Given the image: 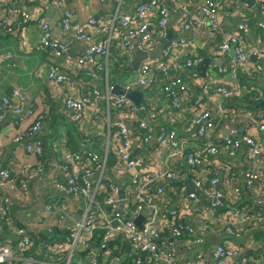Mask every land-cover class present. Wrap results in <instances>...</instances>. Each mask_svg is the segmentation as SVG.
I'll return each mask as SVG.
<instances>
[{"label":"built area","instance_id":"obj_1","mask_svg":"<svg viewBox=\"0 0 264 264\" xmlns=\"http://www.w3.org/2000/svg\"><path fill=\"white\" fill-rule=\"evenodd\" d=\"M104 1L99 0L100 3ZM123 1L112 0L114 12L110 18V27L108 30L102 29L107 35L94 45L89 44L90 35L85 27L70 23L71 14L67 10L62 12L60 26L63 32L70 33L69 41L55 40L50 26L41 24L42 34L38 46L41 53L50 58H61L72 43L87 44L76 65L85 77L93 76L90 72H84L85 69L103 71L104 90L94 87L83 96L70 95V91L77 90V85L66 72L51 68L48 75L49 83L58 87L59 97L74 121L92 117L94 121L91 128H101L103 134L99 148L95 149L96 140L93 137H84L82 144L88 146V149H61L59 159L55 157L54 160H48L46 165L41 161L43 144L35 137L41 124L36 113L33 114L35 120L26 134L14 137L15 144H22V140H26L23 149L29 157L40 158L30 175L26 176L27 179H32L33 185L46 179L54 187L52 197H43L44 203L35 217L36 222L40 226H47V234L54 235L58 227L64 231L60 240H45L42 243L45 248L44 260L29 261L33 264H126L127 253L121 252L115 244L119 241L135 255L129 264H143L140 257L142 254L149 261L159 264H230L235 257H239L240 264H259L258 260L243 256L240 248L234 246L230 239L238 233L237 229H233L237 224L242 225V228L264 229V214H249L247 206H238V189L233 190L234 194L229 199L232 207L225 210V214L219 211L224 207V200L217 190L221 181L215 162L220 155L231 159L241 152L245 158L243 187L246 190H254L256 186H260L259 190L263 188L264 183L253 161L258 159L264 163V111L244 114L250 126L240 139H237V127L229 128L226 136L217 138L223 119L228 118L234 122L238 114L220 103L216 110L207 107L204 100L210 93L209 85L198 82L196 73L191 71L200 62L194 45L191 46L192 42L185 38L167 40V10L164 5L173 0H149L148 3L136 5L132 13L122 16L120 10ZM202 2L200 19L194 17L193 21L199 24L207 22L215 35L220 37L216 55H224L229 51L233 54L226 65L217 69L220 75L231 77L232 87H217L212 95L218 100L228 101L248 95V103H261L262 95L255 84L246 86L238 78L244 76L255 83L264 75V67L259 62L264 60V48L247 47L240 35L247 32L242 25L238 32H223L219 22L223 10L222 0ZM41 3L64 7L61 0H41ZM240 11V8L233 10L234 14ZM20 18L25 22L29 16L21 13ZM116 23L119 24L118 31L114 30ZM92 25L94 22L89 20L87 26ZM183 27L186 29L188 26L184 24ZM258 27L264 31V23H259ZM5 30L11 31L9 27H5ZM113 46L118 56L128 60L132 59L136 50L151 52L154 47L161 48L158 58L147 59L140 64L136 80L125 88L143 91L162 83L161 92L169 102V110L176 115L182 111V101L190 99V89L184 82V75L177 72L179 57L184 55L186 77L194 79L193 82H196L201 92L200 96L194 98L195 111H198L190 120L194 130L191 137H182L178 129L172 126H155L151 121L156 119L154 105L140 103L135 106L125 96L112 95L107 61ZM12 59L10 53H0V64ZM10 96L3 98L1 103L10 106V100H15L18 105L12 112L19 116L23 96L17 90H12ZM18 119L19 122L23 120L22 117ZM169 121L172 119H167L166 123ZM152 151L158 152L161 157H153ZM172 158L194 170V178L191 177L190 182L210 199L209 209L202 206L195 194L186 193L185 182L190 175L181 170L182 164L179 168L172 166ZM149 165L154 170H150ZM235 179L233 166L230 162L226 163L225 184L231 185ZM27 181L23 179L17 185L15 174H11L9 169H0V188L5 185L15 192L21 186L25 191L29 186ZM172 183H182L181 191H175ZM120 191L124 195L122 211L131 219L118 212ZM65 202L73 206V211L78 214L77 219L68 217L64 210ZM259 204L264 206L263 201H259ZM8 205V196L0 197V234L7 221ZM54 211L59 214L57 226L48 222ZM141 215H145V218L138 227L134 220ZM190 221L199 224L206 233L215 228L223 229L225 239L212 249L210 256L203 251L191 260L180 263L174 241H183L190 251L203 242L202 237L195 236ZM165 231L169 235L162 239ZM14 233L21 250L31 252L33 240L27 228L16 227ZM109 249L116 253L112 254ZM80 256L87 262L81 263ZM74 258L79 260L73 263ZM13 259L14 249L0 239V264H11Z\"/></svg>","mask_w":264,"mask_h":264},{"label":"crops","instance_id":"obj_2","mask_svg":"<svg viewBox=\"0 0 264 264\" xmlns=\"http://www.w3.org/2000/svg\"><path fill=\"white\" fill-rule=\"evenodd\" d=\"M64 3L63 8H57L53 3L42 5L41 0H0V53H10L13 56L12 61H7L0 64V108L3 120L0 121V169H9L11 174H15V181L20 185V181L28 180L29 186L27 190L23 191L21 186H18L16 191H10L7 186L0 188V197L8 196L10 205H8V212L6 213L7 221L4 222L3 231L0 234L1 242L11 246L14 249V259L11 264H33L29 260H44L45 254L42 245L45 240H60L64 231L58 227L55 234H47V226L39 225L35 217L41 211V205L44 203L43 197L48 195L52 197L55 193L52 184L47 183L44 179L33 185V180L27 179L26 176L35 168L40 158L29 157L22 144H15L14 137L26 134L29 127L35 120L34 113L38 117L40 128L35 134V137L41 140L43 144V156L41 161L46 165L48 160L59 159L61 149H68L75 151L82 147L88 149L89 147L82 144L84 137H93L95 149L99 148L103 134V129L99 128L93 130L91 124L94 119L92 117H85L79 122H75L73 116L66 111V108L59 97L58 87L49 83L48 75L51 68H57L64 71L71 76L72 81L77 85V90L70 91V95L83 96L88 94L91 88H98L104 90L103 85V71H95V69H85L84 72H90L92 77H85L83 71L76 65L77 60L81 57L87 44L72 43L67 49L66 53L61 58H50L38 50L42 30L41 24L45 23L50 26L52 37L61 42H67L70 38L69 32H63L60 24L63 10L69 11L71 14L70 23L85 27L90 35L89 44L94 45L102 41L107 32L102 29L110 27V18L114 12V4L112 0H105L100 3L99 0H61ZM223 10L219 16L221 29L225 33L238 32L239 26L246 27L245 33H241L244 43L249 49L254 47L264 48V31L258 27L259 23H264V0H248V2L239 0H222ZM144 3V0H124L121 6L120 14L122 16L132 13L136 5ZM167 10L166 33L167 40H179L185 38L191 41V46L194 45L197 57L200 62L204 56L211 61L208 67L205 78H201L198 71L192 69L196 73L198 82L209 85L210 93L205 96V104L209 109L216 110V106L220 103L224 108L235 111L238 116L234 122H230L228 118H224L220 123V131L217 138H221L226 128H238L237 139H240L246 129L250 126L244 114L246 112L255 113L260 110L264 111L259 104L254 106L248 104L243 100V97L231 100H218L212 92L217 87H232V79L229 75L223 76L217 72V69L226 65L232 57V52L227 54L216 55L217 47L220 37H217L210 26L205 22L199 24L193 21L194 17L200 19V10L203 6L202 0H173L172 2H165ZM262 7V8H261ZM240 8L238 14H234L233 10ZM21 13H26L29 16L28 21H23L20 18ZM89 20L94 22V25L87 26ZM188 27L185 29L183 25ZM5 27L11 29L10 32L5 30ZM114 30H119V24H114ZM160 47H154L151 52L157 51ZM113 46L111 49L110 58L107 61V71L109 76V84L113 86L118 84L122 87H129L131 83L136 80L137 71H132L130 63L132 59L121 58ZM151 59V58H149ZM155 59V58H153ZM253 60V58H250ZM122 61L124 64H122ZM199 62V63H200ZM264 67V60L259 61ZM115 66L117 67L115 69ZM177 72L184 75V82L190 89V99L182 101V111L180 115H176L168 108L169 102L161 92L162 83L156 87H150L139 90L141 93L147 95L140 103L154 105L156 108V119L151 120L155 126H172L177 128L179 134L184 138H189L193 135V128L190 126V120L195 116L197 111L194 107V98L200 96L201 92L197 88L196 82L190 77H186V70L184 68V55L179 57ZM241 84L246 86L255 84L259 93L262 95V102L264 103V75L260 76L258 81L243 77L238 78ZM17 90L23 96V107L19 116H16L12 110L17 107L15 100H10V106L1 103L3 98H10L11 91ZM220 101V102H219ZM102 107V105H101ZM19 117H22V122H19ZM167 119H172L166 123ZM244 148V147H242ZM152 156L160 158L158 152L152 151ZM172 166L179 168V163L175 158L171 159ZM233 166L235 172V181L231 185H226L224 182L225 165L229 163ZM257 172L260 174L261 182L264 183V163L258 159H254ZM245 165V158L241 152L236 156L228 159L225 155H220L216 159L215 167L217 169L219 180L221 181V188L224 196V207L219 210L225 214V210L232 207L229 202L233 190L238 189L239 199L238 206H247L249 214H256L263 211L264 206L259 204V201L264 202V184L261 190L260 186H256L254 190H246L243 187V169ZM150 170H154L152 165ZM159 167V165H158ZM184 174H189L186 180L190 182L191 177L194 178L193 169L187 168L184 164L180 165ZM185 180V181H186ZM188 181L185 182L188 189ZM22 185V184H21ZM21 190V191H20ZM220 191V189L217 188ZM187 192V191H186ZM199 199V198H198ZM200 200V199H199ZM205 209L210 208V199H208V206L202 203ZM64 210L71 219H77L78 214L73 211V206L66 203ZM175 206V204H173ZM39 206L37 209L35 207ZM249 209L252 211L250 212ZM59 214L54 211L48 219L49 224L57 226V219ZM194 229V234L197 237H202L203 242L197 245L192 251L185 247L183 241H174L176 247V256L180 263L191 260L197 253L206 251L210 256L212 249L220 244L225 239L223 229L217 230L215 228L212 232L206 233L199 224L194 221L189 222ZM19 226L27 228L29 235L33 240L31 252H23L19 246V242L14 229ZM237 229L238 233L231 237V242L237 248H240V253L251 259L258 260L259 264H264V229L243 227L237 224L233 227ZM53 232V233H54ZM169 235L168 231L162 234V239ZM48 241V243H50ZM66 249V248H65ZM127 253L126 264L132 261L135 256L132 251L124 250ZM141 259L143 264H159L149 261L145 254H142ZM73 263L79 259L81 263H86V259L74 258ZM230 263V262H229ZM212 264V263H211ZM230 264H240L239 257H235Z\"/></svg>","mask_w":264,"mask_h":264},{"label":"water","instance_id":"obj_3","mask_svg":"<svg viewBox=\"0 0 264 264\" xmlns=\"http://www.w3.org/2000/svg\"><path fill=\"white\" fill-rule=\"evenodd\" d=\"M239 1H244V2H248V0H239ZM149 0H144V3H148ZM169 41V40H168ZM172 41V40H170ZM232 52V51H231ZM160 53H161V48L158 49L157 51H154V52H143V51H139V50H136L134 52V57H133V61L130 63V68L132 71H137L140 64L151 58H158L160 56ZM204 56V59L196 66V69L198 71V74L201 76V78H205V74H206V71L208 69V67L211 65V61ZM112 95L114 96H125L130 102H132L135 106H138L140 104V101L143 100L144 98L147 97L146 94L144 93H141L139 90H132V89H126L118 84H115L112 86V91H111ZM264 103L261 102L259 104L260 107H263ZM226 131L222 134V137L226 136L229 129L226 128L225 129ZM188 183V189H187V194H195L201 201L203 204H205L206 206H208V198H206V196L200 192L199 190L195 189L192 185L191 182H187ZM218 189H220V194L221 196L223 197L224 196V193H223V190L221 188V184L219 183V185L217 186ZM119 198L121 200L120 202V208L118 209V212L123 214L125 216V218L127 219H131L127 214H125L123 211H122V206H123V203H124V195H123V192L120 191L119 193ZM145 218V215H141L139 218H137L136 220H134V223L139 227L141 221Z\"/></svg>","mask_w":264,"mask_h":264},{"label":"trees","instance_id":"obj_4","mask_svg":"<svg viewBox=\"0 0 264 264\" xmlns=\"http://www.w3.org/2000/svg\"><path fill=\"white\" fill-rule=\"evenodd\" d=\"M122 64H124L122 61H120ZM117 67L115 66V69H116ZM239 99H237L236 101H238ZM243 100L247 103L248 102V95H244L243 96ZM248 104V103H247ZM250 104V103H249ZM252 105V104H251ZM254 106V105H253ZM172 185V187H173V189L175 190V191H181V189H182V187H183V185H182V183H172L171 184ZM257 213H259V214H261V215H263L264 213H263V211H259V212H257ZM115 244L116 245H118L119 246V250L121 251V252H124V250H125V245L124 244H121L119 241H117V242H115ZM113 245V244H112ZM110 251H111V253L112 254H115L116 252H115V250H111V249H109ZM249 258V257H248ZM249 259H251V258H249Z\"/></svg>","mask_w":264,"mask_h":264}]
</instances>
